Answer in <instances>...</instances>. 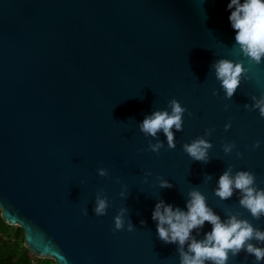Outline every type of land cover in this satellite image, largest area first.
<instances>
[{"label": "water", "instance_id": "1", "mask_svg": "<svg viewBox=\"0 0 264 264\" xmlns=\"http://www.w3.org/2000/svg\"><path fill=\"white\" fill-rule=\"evenodd\" d=\"M229 2L0 0V215L23 229L33 256L179 264V245L159 239L152 211L159 200L187 211L193 188L222 221L238 213L264 230V216L240 207L238 190L227 200L214 191L230 167L233 176L255 173L264 188V117L251 107L264 92V58L256 65L236 54ZM221 58L250 69L231 98L212 67ZM172 98L186 108L183 130H172L175 149L163 131L152 137L139 128L154 111L171 112ZM197 138L212 144L207 162L183 151ZM158 141L160 153L149 151ZM100 189L109 198L103 216L94 211ZM121 208L124 228L116 230ZM211 228L205 222L192 235L203 239ZM228 264L256 261L242 251Z\"/></svg>", "mask_w": 264, "mask_h": 264}, {"label": "clouds", "instance_id": "2", "mask_svg": "<svg viewBox=\"0 0 264 264\" xmlns=\"http://www.w3.org/2000/svg\"><path fill=\"white\" fill-rule=\"evenodd\" d=\"M227 8L231 10L229 21L235 31V43L239 46L234 50L237 55L247 58L249 64L259 65L264 58V0H230ZM215 70L216 79L220 81L226 98H231L238 88L242 76L246 79L250 69L244 66L243 61L221 58L212 65ZM215 94V93H214ZM254 103L252 109H258L259 115L264 117V92L259 98L252 97ZM171 112L157 110L146 116L140 123V131L146 136L156 137L157 133L163 131L167 138L169 149H175L176 143L173 128L176 131L183 130V115L186 111L180 102L172 98L168 101ZM247 108L248 105H245ZM191 115V113H189ZM230 125H225L229 127ZM210 130L206 135H210ZM261 141L257 140L252 145L259 148ZM162 142L149 144L148 150L160 153L163 148ZM183 151L193 160L207 162L208 149L212 147L210 141L204 138H197L191 143L183 144ZM235 147L234 143L224 145V151L229 153ZM237 155H240L237 153ZM231 167L226 170L218 179L215 195L221 200L230 199L234 190L240 193L239 205L248 210L251 216L259 220L264 216V188L256 183V175L250 171H238L233 176ZM97 174L100 177L109 176L105 167H98ZM150 175L151 173H147ZM159 179L161 188H171L172 184L163 178ZM210 179V177H209ZM119 182V178H117ZM126 185H122L119 195L123 196ZM186 201L187 211L174 207L172 204L159 200L152 211V219L156 221L158 237L165 243H176L179 245V264H228L231 257H236L242 251L246 256H254L256 264L264 261V230L255 227L253 223L242 218L238 213L229 212L226 220H221L206 203V197L198 189H191ZM95 213L103 216L109 207V198L100 189L96 194ZM126 209L121 208L115 216V229L124 228V213ZM205 222L211 224V231L204 234L203 239H196L192 235L193 229L203 228ZM143 224L144 221H141ZM133 226L128 224V231ZM187 243V251L184 246ZM261 245V246H258Z\"/></svg>", "mask_w": 264, "mask_h": 264}, {"label": "trees", "instance_id": "3", "mask_svg": "<svg viewBox=\"0 0 264 264\" xmlns=\"http://www.w3.org/2000/svg\"><path fill=\"white\" fill-rule=\"evenodd\" d=\"M0 264H55V261L33 256L24 245L23 229L6 223L0 215Z\"/></svg>", "mask_w": 264, "mask_h": 264}]
</instances>
